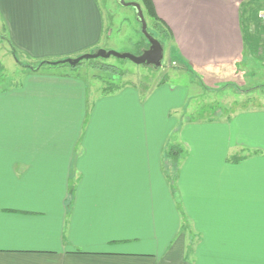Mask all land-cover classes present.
I'll return each mask as SVG.
<instances>
[{
	"label": "crops",
	"instance_id": "0c3cea01",
	"mask_svg": "<svg viewBox=\"0 0 264 264\" xmlns=\"http://www.w3.org/2000/svg\"><path fill=\"white\" fill-rule=\"evenodd\" d=\"M249 1L152 3L183 65L246 87ZM107 31L97 0H0L24 68L105 49ZM43 67L0 88V264H264V110L195 117L161 83L91 100L77 66Z\"/></svg>",
	"mask_w": 264,
	"mask_h": 264
},
{
	"label": "rangeland",
	"instance_id": "374dc122",
	"mask_svg": "<svg viewBox=\"0 0 264 264\" xmlns=\"http://www.w3.org/2000/svg\"><path fill=\"white\" fill-rule=\"evenodd\" d=\"M97 1L103 12L106 29H108L107 36L102 41V45L105 47L103 50L141 55L144 50L148 49V47L141 49L138 46L139 42L143 40V34L134 7L123 6L119 0ZM125 2L140 3L141 0H125ZM263 11L264 3L261 4L255 15L252 14V8L245 7L244 9V18L246 17L244 26L251 33L252 38L259 42V52H261V56L256 57L252 50L246 49L244 61L247 62V68L243 69H247L250 73V80H247L246 87L241 86L238 81L235 84L232 82L225 83L219 81V77L213 79V74L211 76H202V73L189 70L178 60V54L170 31L167 36L159 35L158 31L152 27L151 20L149 22L148 20L146 21L151 26V29L156 32V36L149 33L158 41H160L159 39L164 41H160L164 46V59L159 68L137 65L128 59L110 57L108 59L84 60L76 69L83 72L84 77L91 82V100L96 96H100V93L99 96L95 94L96 91H93V86L101 90L104 88L113 89L109 93H114L134 83V86L137 84L138 87H141L144 94L141 97L146 100L149 94L148 91L151 90L153 92L155 87L161 83V86L169 89L177 88V100L179 102L184 100L185 104H187L188 112H192L195 117L201 115L227 116L251 110L259 113L264 110V30L258 29L257 34L253 33L252 25L257 27L260 21L264 24V21L259 17ZM2 38L3 35L0 33V76L4 79L2 82L0 79V88L20 84L28 72L26 68L18 64V62H26V60L24 59L23 61L20 56L16 59L10 50V46ZM261 57L263 58L259 59ZM104 62L115 66L117 69L111 71L99 70L93 67L94 64L100 65ZM42 70L53 71L55 69L52 66H45ZM121 72L123 73L122 75ZM214 81H217V84L213 85L212 82ZM217 85L218 87H216ZM172 115V118L175 117L177 121L180 120V116H177L175 112ZM173 143L172 140L168 142V150L169 145ZM171 159L172 157L169 156L170 162L172 161Z\"/></svg>",
	"mask_w": 264,
	"mask_h": 264
},
{
	"label": "trees",
	"instance_id": "16d2710c",
	"mask_svg": "<svg viewBox=\"0 0 264 264\" xmlns=\"http://www.w3.org/2000/svg\"><path fill=\"white\" fill-rule=\"evenodd\" d=\"M262 3H264V0H250L247 4H245L244 7H246V8L247 7L252 8V11H253L252 14L255 15L256 12L258 11V8L261 7V4ZM139 4L141 5V7L143 9L145 19L148 20V22H149V20H151L152 27H154V30L158 31V34L159 35H164V36L169 35L168 34L169 33V29L167 28V26L165 25V23L156 14L155 8H154L153 3H152V0H141V2ZM148 22H147V24H148V32H150L152 35L154 34L156 36V34H155L156 32L151 29V26H149V23ZM262 26H263L262 23H258L257 27L254 26L255 27V30L253 31V33L254 32L256 33V31H258V29H261ZM263 29H264V26H263ZM243 34H244V41H245L246 49L249 48V50H252L254 56L260 57L261 56V52H259V48H260L259 42L256 41L255 38H252L251 33L249 32V30H247L245 28L244 25H243ZM159 40L161 42H164V41H162V39H159ZM138 46L141 47V49H145V48L149 47V42L144 37V35H143V40L141 42H139V45ZM263 47H264V45H263ZM262 58L263 57H261L259 59H262ZM61 61L60 60H58V61H41L40 63H36V64H27V65H24L23 64V66H25L28 71H33V72L37 71V69H38V67L40 65H42V66H50V67L51 66L52 67H54V66H56V67L68 66V64H61ZM258 61L262 62L261 60H258ZM51 63H57V64H51ZM81 63L77 67H79L81 65ZM93 67H95V68H97L99 70H111V71H115V69H117L115 66L110 65V64L105 63V62L104 63H101L100 65L99 64H97V65L94 64ZM72 69L75 70L76 68H72ZM122 74L123 73L121 72V75ZM253 89H255V88H253ZM110 91H113V89H109L108 90V89H105L104 88L102 90V92L104 94H107ZM183 153H184V150L180 146H177V147L176 146L175 147L172 146L169 149V156L172 157V159H171L172 161L170 162V164H171V167L175 171H176V169L179 166L180 159H181ZM242 158L243 157H238V156L231 157V158H229V161L236 163V162L241 161ZM174 176H175V173H174V175H171V178H174Z\"/></svg>",
	"mask_w": 264,
	"mask_h": 264
},
{
	"label": "water",
	"instance_id": "95a60500",
	"mask_svg": "<svg viewBox=\"0 0 264 264\" xmlns=\"http://www.w3.org/2000/svg\"><path fill=\"white\" fill-rule=\"evenodd\" d=\"M119 2L123 6H132L136 10L138 21L141 24L142 34L149 42L148 49L144 50L141 55H132L128 53L122 54V53H117L114 51H107V50L99 49L95 53L84 54L77 58H70V59L62 60L61 64H68L71 67H76L84 60L108 59L110 57H116L119 59H128L137 65L152 66L155 68H159L162 65V62L164 59V46L162 45L160 41L155 39L148 32V24L145 19L144 12H143L141 5L137 2H125V0H119ZM51 64H57V63H51Z\"/></svg>",
	"mask_w": 264,
	"mask_h": 264
},
{
	"label": "built area",
	"instance_id": "2783aa9c",
	"mask_svg": "<svg viewBox=\"0 0 264 264\" xmlns=\"http://www.w3.org/2000/svg\"><path fill=\"white\" fill-rule=\"evenodd\" d=\"M259 17H260V19H261L262 21H264V11H263L262 13H260Z\"/></svg>",
	"mask_w": 264,
	"mask_h": 264
}]
</instances>
